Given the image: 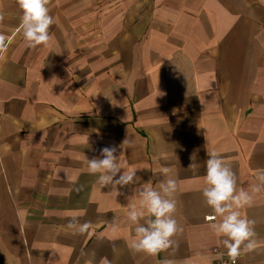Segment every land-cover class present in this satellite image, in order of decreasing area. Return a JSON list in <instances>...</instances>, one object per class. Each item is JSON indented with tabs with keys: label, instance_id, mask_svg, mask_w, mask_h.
<instances>
[{
	"label": "crops",
	"instance_id": "0c3cea01",
	"mask_svg": "<svg viewBox=\"0 0 264 264\" xmlns=\"http://www.w3.org/2000/svg\"><path fill=\"white\" fill-rule=\"evenodd\" d=\"M47 7L52 39L31 47L17 0H0V264H214L227 250L211 227L220 218L207 221V153L230 165L237 191L252 194L264 171V0ZM109 145L123 165L115 179L134 170L133 183L102 186L89 173ZM162 166L173 169L182 231L153 256L130 247L128 212L144 189L160 191ZM252 195L240 211L257 246L241 264H264V188ZM142 211L147 227L154 217ZM73 217L89 230L74 234Z\"/></svg>",
	"mask_w": 264,
	"mask_h": 264
},
{
	"label": "clouds",
	"instance_id": "9594fccd",
	"mask_svg": "<svg viewBox=\"0 0 264 264\" xmlns=\"http://www.w3.org/2000/svg\"><path fill=\"white\" fill-rule=\"evenodd\" d=\"M22 10L19 30L22 31L29 46L36 47L47 45L52 36L49 29L55 23V19L49 14V0H17ZM8 47L6 37L0 35V56H3ZM127 143L125 139L123 144ZM122 144V145H123ZM120 145V149L121 146ZM116 145L105 146L100 149L102 159L92 158L88 160L89 173L97 177L98 183L102 186L109 184L125 186L133 183L136 172L125 171L121 173L123 165L118 162ZM206 164V187L203 189V196L207 205L213 210L210 219L218 223L211 225L212 230L218 237H221L220 244L227 250V255L236 264L241 252L252 251L257 246L254 222L242 217L240 209L250 205L253 195L264 188V171L257 172L259 184L252 186L251 193L243 188L237 191V177L222 157L216 152L207 153ZM191 167V165L189 166ZM161 175L166 179L159 184L160 191L148 187L140 193L139 209L132 206L128 212V219L137 226L133 229L136 239L131 248L137 252H145L149 255H158L176 246L172 239L182 231L177 220L174 218L176 212L175 193L177 183L173 176V169L162 166L159 169ZM164 193V196L161 195ZM169 197V198H164ZM154 217L148 226L139 225V220L144 216V211ZM75 221V223H73ZM68 229H76L74 234H84L90 228V223H79L73 217L66 226ZM166 264H175L174 261H166Z\"/></svg>",
	"mask_w": 264,
	"mask_h": 264
},
{
	"label": "built area",
	"instance_id": "2783aa9c",
	"mask_svg": "<svg viewBox=\"0 0 264 264\" xmlns=\"http://www.w3.org/2000/svg\"><path fill=\"white\" fill-rule=\"evenodd\" d=\"M210 218H211V216L207 217V221H213ZM214 255H215V257H217L214 264H232V261L226 252H223L220 250H215ZM241 260H242V256L240 254V256L236 260V264H241Z\"/></svg>",
	"mask_w": 264,
	"mask_h": 264
}]
</instances>
